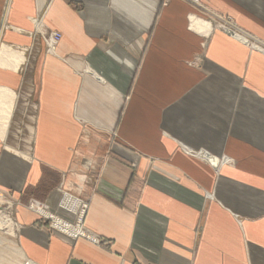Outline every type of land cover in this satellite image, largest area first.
Wrapping results in <instances>:
<instances>
[{"label":"crops","instance_id":"0c3cea01","mask_svg":"<svg viewBox=\"0 0 264 264\" xmlns=\"http://www.w3.org/2000/svg\"><path fill=\"white\" fill-rule=\"evenodd\" d=\"M200 2L0 0V86L13 102L0 200L29 184L38 194L24 198L79 202L50 193L63 178L103 242L51 231L38 219L46 210L21 206L17 223L0 213V228L19 229H0V262L264 264V51L212 19L196 30L190 16L228 14L264 40V0ZM48 30L57 43L45 44ZM24 116L28 150L5 142ZM198 151L234 164L213 168Z\"/></svg>","mask_w":264,"mask_h":264},{"label":"rangeland","instance_id":"374dc122","mask_svg":"<svg viewBox=\"0 0 264 264\" xmlns=\"http://www.w3.org/2000/svg\"><path fill=\"white\" fill-rule=\"evenodd\" d=\"M193 2H195V4H198L199 7H201L202 9H205V7H206L200 2V0H193ZM190 16L192 18V20H191L192 27H193V23L195 20H197V21L202 20L200 17H197L195 15H190ZM211 17H209L210 19H208V21H211V19H212L213 21H211V23L213 26H215V27H217L223 31H226L228 33H229V31L243 32L244 34H246L250 37L251 42L254 45L255 44L260 45L261 46L260 49H262L264 47V40H262L261 38H259L255 34H250L248 31L244 30V28L237 25L230 15L221 14V13L211 11ZM199 23L203 25V23H201V22H199ZM51 36L54 38H57L59 40L61 37V33L57 30H48L47 32H44L43 38L45 39V44H48V42L51 41ZM57 41L54 43H57ZM262 50L264 51V48ZM198 61H199V59H198ZM192 62L193 63L197 62V58L192 60ZM239 81H242V80L237 79V78L234 79L235 84L238 83V85H239ZM238 87L241 88V86H238ZM239 90L240 89H238V91ZM20 98L18 101L19 104H22V102L26 101L25 98H23V97H22V99H20ZM29 125H30V121L26 120L25 116H24L23 120L12 119V121L9 125V128H8V133H7L5 142L17 147L18 149L28 150L27 148L29 147V145L32 142V139L30 138V132L28 129ZM3 143H4V141H2L1 144L3 145ZM212 155H215V156H217V158H219L215 165L209 163L208 159H206V158H202V159H205L213 168H217L218 165H220V164H230V165L234 164V157L230 156L229 154H226V153L214 154V153H212ZM65 181L66 180H64L63 178L59 182L55 181L50 186V193H54L55 196L58 197V194H60V192H58V190L63 191V194L66 193L67 195H70L73 198L79 200L80 204L77 207V209H82L83 206H87V200L80 195L78 189L76 187H74V185L71 186L69 184L68 180H67L68 183H66ZM40 187H41V185H40ZM71 187H73L74 189H72ZM141 187H142V184H138V186H136L138 191H139V188L141 189ZM8 188H7L8 190H5V193L3 192L4 198L0 202V209L5 210L4 212L8 213L14 219V221L16 223H17V221H16L14 215L16 214L17 209H19V207L22 206V207H24V209L28 210L27 209L28 206L33 205L34 207H39V208L42 207L47 212H50L49 213L50 215L49 214H45V215L44 214H38V216H39L38 219L40 221H45L44 225H46L47 228H49L51 231L56 230L58 232H61L57 228V226L55 225V222H56L55 217L56 216L62 217L63 219H65L64 223H67V224H74L75 223L78 228L81 225H83L85 212H83V214L80 215V211L78 212V210H76V209L72 210L70 208H63L61 205V198H57V200L55 202L56 203L55 206L50 204L49 201L45 198L41 199L37 196L24 198V194H26L27 192L38 194L37 186L32 188L29 184H27V185L25 184L19 192L21 194V196L23 195L22 197L20 196L21 197L20 200L11 199L8 195L14 194L15 189L13 187H8ZM206 193L208 194V192H206ZM63 194H61V196H64ZM1 227L2 228H0V229L4 232L3 234L5 236H9L10 238H15L17 236L18 231H19L18 226H17V228L15 229V233L11 235V233L6 232V229L3 226H1ZM65 233L70 238H76L78 236L84 237L83 231H78L74 235H70L66 231H65ZM66 234H64V235H66ZM87 238H89L88 235H87ZM98 238H95L93 241L96 243L102 244L103 242L101 241V239H98ZM0 240L3 241L4 238L0 237ZM4 261L0 262V264H6Z\"/></svg>","mask_w":264,"mask_h":264},{"label":"bare ground","instance_id":"6f19581e","mask_svg":"<svg viewBox=\"0 0 264 264\" xmlns=\"http://www.w3.org/2000/svg\"><path fill=\"white\" fill-rule=\"evenodd\" d=\"M202 19V18H201ZM204 19H202V20H195L194 21V23H193V27L196 29V30H199V31H207V30H209L210 28H211V23L209 22V21H207V20H204ZM199 22H201V23H203V25L202 24H200ZM233 29V28H232ZM230 33H232L234 36H236V37H238V38H240V39H242L243 41H245V42H250V38H249V36L248 35H245L243 32H238V31H229ZM254 45V44H253ZM1 46V45H0ZM255 47H257V48H261V46L260 45H254ZM3 47V46H2ZM5 48V47H4ZM13 48V47H12ZM264 48V47H263ZM262 48V49H263ZM16 49V48H15ZM3 51V50H2ZM15 52V51H14ZM17 53V52H16ZM19 54V53H18ZM22 54V53H21ZM12 55L14 56V53H13V51H12ZM18 56V55H17ZM20 56V55H19ZM11 57V56H10ZM21 57V56H20ZM14 59H16V57L14 56L13 57ZM14 59H13V61H14ZM18 60L20 59V58H17ZM9 60V59H8ZM22 60V59H21ZM12 61V60H11ZM16 61V60H15ZM17 62V61H16ZM0 63H1V61H0ZM19 63V62H18ZM14 65H16V64H14ZM6 66V65H5ZM11 67V66H10ZM14 91V90H13ZM14 93V92H13ZM11 94H12V91L11 90H9L8 88H5V87H3V86H0V135L2 136V137H4V135H5V131H6V128H7V125H8V118H9V112H10V108H11V104H10V97H11ZM12 102V101H11ZM13 103V102H12ZM198 155H200V156H204L206 159H208V160H211L212 162H215V160H218V158L217 157H215V156H213V155H211V154H209V153H207V152H204V151H198V153H197ZM225 158V157H224ZM0 202H1V200H0ZM79 202H61V205H62V207H65V208H68V207H70L71 205H74L75 206V209L76 210H78V212L80 211V215L81 214H83V212H85V209H86V206H83L82 207V209H77V207L79 206ZM3 210V209H2ZM1 209H0V213H3L4 212V210L2 211ZM40 212H41V210H40ZM50 212H48V213H46V214H49ZM50 215V214H49ZM56 218V222H55V225L57 226V228L58 229H60L61 231H63V232H68L70 235H74V234H76L78 231H83L84 232V236H86L87 237V235L89 236V238L90 239H92V240H94L95 239V237L94 236H92L91 234H89V233H87L85 230H84V228H83V226L81 225L79 228L76 226V224L74 223V224H67V223H64V220L65 219H63L62 217H55ZM12 224V223H11ZM11 224L10 223H6V225H5V229L6 230H11ZM14 228V227H13ZM2 231V230H1ZM7 232V231H6ZM13 232V231H12ZM8 241H9V239H7ZM7 241V242H8ZM11 241H9V243H10ZM11 244V243H10ZM10 244H8V245H10ZM6 247V246H5ZM11 250H13V249H15V247L13 248L11 245L10 246H8ZM7 249V248H6ZM19 249V248H18ZM18 249H16L17 250V252H19V250ZM10 251V250H9ZM14 251V250H13ZM22 252V251H21ZM7 254V253H6ZM11 254V253H10ZM24 254V253H23ZM9 255V254H8ZM25 257V256H24ZM14 258H15V256H14ZM19 258V257H18ZM26 260V259H25ZM17 261H18V259H17ZM29 261V260H28ZM21 262V261H20ZM9 264V263H8ZM11 264H12V262H11ZM22 264H31V263H29V262H27V263H22Z\"/></svg>","mask_w":264,"mask_h":264},{"label":"built area","instance_id":"2783aa9c","mask_svg":"<svg viewBox=\"0 0 264 264\" xmlns=\"http://www.w3.org/2000/svg\"><path fill=\"white\" fill-rule=\"evenodd\" d=\"M58 39L51 36V41L56 42Z\"/></svg>","mask_w":264,"mask_h":264}]
</instances>
